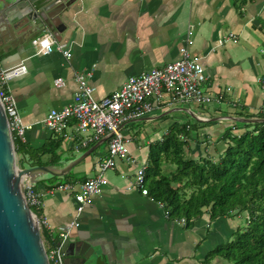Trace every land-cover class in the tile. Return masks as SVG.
<instances>
[{"label": "crops", "instance_id": "obj_1", "mask_svg": "<svg viewBox=\"0 0 264 264\" xmlns=\"http://www.w3.org/2000/svg\"><path fill=\"white\" fill-rule=\"evenodd\" d=\"M260 20L264 21V0L248 1L240 9L232 0H76L63 15L62 31L54 35L68 43L71 56L66 58L57 50L36 53L30 41L43 28L28 29L21 10L0 0L1 64L25 66L24 72L7 79L4 88L29 125L24 143L32 148L60 138L42 119L51 108L70 102L77 87L75 73L90 71L94 96L101 99L129 76L179 58V47L187 38L192 39L191 56L204 67V88L215 97L208 104L165 100L151 113L122 124L120 132L128 138L132 161L115 159V166L105 171L102 192L92 195L77 217L73 194L56 186L94 176L107 156V136L78 151L61 140L60 160L52 167L91 151L64 175L27 178L41 193L38 209L46 221L42 237L46 245L56 242L66 224L76 219L68 237L92 243L104 264H232L216 249L245 226L246 214L212 217L204 211L178 222L175 218L181 216H167L163 202L129 184L140 164L148 161L149 146L161 140L171 125L191 128L188 156L216 160L227 146L223 136L228 127L237 124L233 132L239 133L246 122L241 118L264 114ZM55 78L64 84L55 85ZM48 155L40 157L45 160Z\"/></svg>", "mask_w": 264, "mask_h": 264}, {"label": "built area", "instance_id": "obj_2", "mask_svg": "<svg viewBox=\"0 0 264 264\" xmlns=\"http://www.w3.org/2000/svg\"><path fill=\"white\" fill-rule=\"evenodd\" d=\"M30 42L36 53L57 50L66 58L71 56L68 43L57 39L48 28H43L42 33L32 38ZM191 43L192 39L187 38L180 45L179 58L160 67L129 76L118 89L101 99L94 96L95 86L89 81L90 71L77 72L75 73L77 87L70 102L60 108H51L43 117V125L58 135L62 142L69 144L77 151L107 136V156L99 163V170L94 176L78 184L65 182L56 186L73 194L77 203L76 217L82 212L92 195L102 192L105 171L115 166V159L122 157L132 161L127 145L128 138L120 132L122 124L151 113L165 100L169 103L193 101L208 104L215 99L204 88L203 84L207 76L199 58L191 56L189 52ZM24 71L23 64L4 68L0 61V101L13 140L15 138L21 142H24V134L29 125L22 121L15 99L5 90L4 84L10 77ZM259 82L264 90V73ZM54 84L62 86L64 80L55 78ZM146 166L147 163L140 164L129 184L130 187L140 188L143 194H148L145 184ZM22 187L28 206L38 207L41 204V193L35 189L34 184L25 178ZM164 212L167 216L170 215L165 205ZM32 214L37 218L38 227L42 232L46 221L33 211ZM175 220L185 223L186 218L181 216ZM77 224L76 219L70 220L64 230L59 233L56 242L51 245L44 243L49 264H67L62 244L71 228Z\"/></svg>", "mask_w": 264, "mask_h": 264}, {"label": "trees", "instance_id": "obj_3", "mask_svg": "<svg viewBox=\"0 0 264 264\" xmlns=\"http://www.w3.org/2000/svg\"><path fill=\"white\" fill-rule=\"evenodd\" d=\"M251 0H232L240 9ZM260 29L264 33V21ZM259 114L258 118H263ZM233 124L226 129L223 153L193 158L186 154L191 128L173 124L162 139L149 146L145 171L148 193L164 203L170 215L196 218L204 211L216 217L227 214H246L244 227L233 239L216 251L232 264H264V120L243 122V130ZM61 139L32 148L14 138L20 166L56 165ZM47 153L43 160L40 155ZM57 178V177H54ZM40 215L38 207H30ZM42 237L46 231L42 229Z\"/></svg>", "mask_w": 264, "mask_h": 264}, {"label": "water", "instance_id": "obj_4", "mask_svg": "<svg viewBox=\"0 0 264 264\" xmlns=\"http://www.w3.org/2000/svg\"><path fill=\"white\" fill-rule=\"evenodd\" d=\"M7 1L21 10L25 27L29 29L38 25L57 36L62 31L63 15L76 0ZM241 120L263 121L264 117ZM90 151L91 148L57 168L28 163L20 166L0 101V264H49L37 218L25 201L22 182L37 174L64 175ZM62 249L67 264H104L95 246L79 236L67 237Z\"/></svg>", "mask_w": 264, "mask_h": 264}, {"label": "rangeland", "instance_id": "obj_5", "mask_svg": "<svg viewBox=\"0 0 264 264\" xmlns=\"http://www.w3.org/2000/svg\"><path fill=\"white\" fill-rule=\"evenodd\" d=\"M17 159H18V155H16V161H17Z\"/></svg>", "mask_w": 264, "mask_h": 264}]
</instances>
